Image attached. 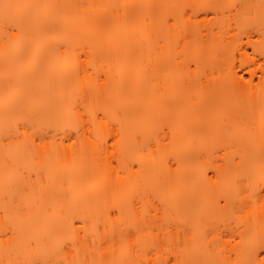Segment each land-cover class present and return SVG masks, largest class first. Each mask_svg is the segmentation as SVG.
<instances>
[{"label":"bare ground","instance_id":"obj_1","mask_svg":"<svg viewBox=\"0 0 264 264\" xmlns=\"http://www.w3.org/2000/svg\"><path fill=\"white\" fill-rule=\"evenodd\" d=\"M147 1L0 0V61L5 59L2 64L5 68L12 63L14 76L22 75L14 78V86V76L8 77L12 78L8 83L5 78V83L0 84V137L11 132L17 119L32 117L34 112L33 116L38 115L41 120L50 116L60 119L65 113L69 117L71 106L68 104L65 105L68 110L60 115L67 97L72 96L70 100L73 98L74 102L84 92L81 97L84 101L85 91L94 89L101 99L105 94L107 106L114 107L112 103L117 104L116 96L121 94L123 97L126 91L128 94L123 95H128V104L131 99L133 119L125 99V102L121 100L124 104H119L120 107H124V111L128 108L130 112L124 113V118L129 117L123 122L129 118L132 122L123 124L121 135H124L118 151L129 159L132 157L137 166L122 187V178L114 177L111 166L101 163L103 159L97 143H90L89 150L83 144L75 152L73 148L48 144L36 151L37 156L32 149L29 152L27 143H15L12 136L10 139L14 142L10 140L11 144L8 142L7 146L2 147L0 141V158L6 159L3 164L0 162V242L5 235V226L11 229L0 245V264H30L33 257L45 261L42 257L49 256V247L59 246L58 242L74 241L83 245L89 240L106 244L96 261L107 264H139L141 261L154 264L158 258L165 259L164 254H168L166 259L172 260L173 264H224L228 260H244L249 244L264 234V133H200L204 127L191 126L187 129L189 133H167L168 142L161 143L159 150H146V141H153L156 133H162V118L172 104L168 72L164 68L169 53L166 21L170 2ZM4 4L27 6L13 10L20 13L22 29L19 37L10 41L4 38ZM147 28L151 29L156 42V64L142 68L136 64V30ZM81 52L95 60L108 57L115 79L96 86L92 78L89 77L88 82L74 74V81H80L72 85L73 76H70L71 80L68 77L72 68L77 69L75 57ZM11 59L14 63L8 62ZM26 63L33 65L30 71H26ZM67 80L73 88H66ZM215 82L213 94L217 99L228 88L226 85L239 90L248 87L244 77L237 72L231 74L226 85ZM6 95L9 96L5 97L7 102L4 100ZM249 97L243 98L244 111L251 105ZM261 99L264 102V93ZM56 109L62 111L59 113ZM21 111L27 114L23 115ZM127 127L133 128L130 133ZM33 155L38 158L34 160ZM202 167L210 169L212 176ZM19 169L45 171L51 184L34 188V182L18 180ZM100 173H105V186L101 182L96 186L97 190L105 187L104 191L91 195L88 183ZM148 194L161 199L166 218L160 219L169 224L168 227L166 224L165 234L168 235L167 252L157 253L155 260L147 257L146 250L151 249L148 244L155 240V245L164 246L160 243L164 241L160 240L165 235L161 234L164 237L159 239L155 234L159 229L157 225L135 217L129 207V202L135 199L145 211ZM112 211L117 215L112 216ZM135 211L141 212V208ZM154 219L151 221L155 223ZM81 224H86V228L82 229ZM152 226L157 230L155 233L143 231L153 229ZM137 232L139 239L137 235L129 236V233ZM44 240H47L46 245ZM29 246L35 251H28ZM46 250L50 254L44 253ZM27 251L30 253H25Z\"/></svg>","mask_w":264,"mask_h":264},{"label":"rangeland","instance_id":"obj_2","mask_svg":"<svg viewBox=\"0 0 264 264\" xmlns=\"http://www.w3.org/2000/svg\"><path fill=\"white\" fill-rule=\"evenodd\" d=\"M150 1L152 0H148L147 2L149 3ZM169 2H170L169 3L170 9H169V16L167 17V21L171 20L172 22L171 23L166 22L167 24L166 28L168 29L169 53L164 68L168 72V76H167L169 80L168 85L170 87L169 97L172 99L171 100L172 104L169 107H167V115L162 118V125H163L162 133H156V137L153 141L152 140L146 141L145 143L146 148L148 144H152L155 147L156 145L155 142H157L158 140L161 141L162 143L168 142L167 133H180L182 131L185 132L187 131L189 133L187 129L191 126L204 127L205 129L200 133H264V102L261 99L262 94L264 93V42L261 41V35H262L261 29L262 27H264V0H169ZM139 30L140 31L136 30V40H137L136 64L142 66V68H148L153 63L156 64V61L154 59L156 52L155 50L156 42L153 41V35L150 28L149 29L147 28L145 30L144 29L143 30L139 29ZM0 45H1V41H0ZM99 59L97 60L93 59V61L95 60L93 73L87 77V79L89 77L92 78V81H94L93 84L94 85L96 84V86H97L96 83L97 77L100 75L104 77V80L100 81L99 83H103V82L105 83L110 79H111L110 81H113V79H115V76H113L112 64L109 61V58L105 57L104 59L103 58L102 59L99 58ZM3 60L5 61V59H2V61H0L1 62L0 84L2 82L5 83L4 80L5 78H7V83H8L9 79H12L8 77L11 76L13 77L14 76L13 72H15L14 71L15 69H13V66H11L12 63H10L13 62L14 59H11L12 61H8L10 63L11 68L9 65H7L9 67L6 66L7 68H5V66L2 65L4 62ZM27 66L25 67L27 68L26 71H30L33 68L32 64L29 65L28 67ZM71 72L72 73L71 75H69L68 78H70L71 80L70 76L74 77V78L72 77L71 80V83L73 85V83L75 82L74 80L76 79L75 76H77L76 75L77 69L74 67L71 69ZM234 72H237L238 75H242L244 77V81L248 83L247 84L248 87L246 89L243 90L233 89L229 87L230 84L226 85L225 82H229V78L231 77V74ZM30 74L32 75V73ZM20 75L21 74H19V76L18 75L16 76L21 78ZM16 76L13 77L12 80L13 83L10 82L12 83V85L13 84L15 85L14 78ZM18 77L16 78L18 79ZM80 77H84L83 74H81ZM70 80H67L68 83L66 85V88L71 84ZM89 80L91 79H88V82ZM215 81H218L219 83L218 85L220 84L224 85L225 83V85L228 86L229 88V89L225 88L224 91L220 93V97L218 99L215 98L213 94V87L214 86L216 87L217 85ZM214 82L216 84L213 86ZM81 83L84 84L85 82H81ZM13 86H10L11 90L12 89L14 90V88H12ZM69 87L67 89H71V87L73 88V86H69ZM224 87L225 86L221 87V89ZM17 88L15 87L16 90ZM219 89L220 88H218L217 90L220 91ZM75 90L73 91V93H75ZM79 90L81 92V89ZM90 90L94 91V93L92 94L91 91L89 90L88 93L87 91H85L86 92V96L84 99L85 102L81 100L83 99L81 97L85 95L84 92H82L84 95L83 94L81 95L79 92H76L79 93L81 96L79 97L78 95L77 98L75 97L76 94H74V97L77 98V100L74 98L75 99L74 105H70L71 102H72L71 104L74 103L73 98L71 99L72 101L70 100V98L72 97L70 96L69 98L67 97L68 101L65 100L66 98L64 99L65 104L63 103L62 106L63 111L61 110L62 113H60L61 111L60 112L57 111V109L56 111L59 112L60 115L64 114L65 113L64 110L66 111L68 110V108L67 109L65 108L66 107L65 105L68 104L67 106L68 107L71 106L72 109L73 108H77L79 110L87 109L88 111H91L94 115L97 113L102 114L107 117L110 123L107 122L102 123L99 125V127L111 128V126L115 124L116 132H120L122 134L123 132L122 129H124L122 128L124 126L123 124L129 120H131L132 122L133 119L131 105H130L131 99L128 100L130 102L128 104L126 99L128 95L127 97L126 95H123L124 93L125 94L128 93L125 91L122 94L123 97L120 96L121 94L117 93L118 94L116 96L117 98L115 97L116 98L115 103L117 104L112 103L114 107H111L105 104L106 103L105 102L106 96H104L105 94H103L102 96L104 102L103 103L101 102L102 100L100 98L101 95L98 96L100 93L96 95L95 94L96 91L94 89H90ZM90 95L92 96V98ZM93 95L96 98H93ZM244 96H250L249 98L252 99L251 105L249 103L250 107L245 111H244L245 103L243 102ZM5 97L8 98L9 96L6 95L4 96V98ZM52 97L56 99L55 96ZM178 97L181 98V100L180 101L177 100L178 101L177 102L175 100L178 99ZM86 99L89 100H87L86 102ZM123 99H125L127 103L125 104L129 108V111L131 110V113L128 112V108H125L124 111V107H120L119 104L121 105L124 104L121 102V100L123 101ZM4 100H6L7 102L6 98ZM97 102H99V104ZM32 111L33 110L29 112L33 113ZM25 112L26 111L22 113L21 111L23 115L27 114ZM125 112L126 114L127 112L130 113L132 115L131 116L132 119L129 118V120L127 119V121L125 120L126 122H123L124 119L129 117V116H125L124 118ZM34 113L32 114V117H29L27 119H24L23 117V119L19 121L17 119V123L14 122L15 124L12 125V127L10 128L11 132L4 133V136L3 137L1 136L2 138L0 137L1 144H3L2 147H4V144L7 146V143L10 140L12 141V138L10 139V136L13 137V140H16L15 143L18 142L20 144V141L21 143L22 141L25 144L27 143V146L28 145L30 146L29 148L30 150L25 144L24 145L27 147L29 152L32 149V151L37 156H38L37 150L41 149L42 147L48 144L51 145L55 144L57 146L61 145L63 148H73V152H75L79 150L83 144H85L84 148L89 150L90 143L92 144L97 143L98 145L96 146H98L101 153L100 157L103 159V161L101 159L102 161L101 163L106 164L110 167V160L112 157V151H111L112 136L116 135V132H112L111 134H105L103 139L104 141L107 142L102 143L93 139V136L96 135L95 131L89 132L87 128H84L83 131L80 133V135H76L74 129L68 128L67 126L70 123L74 122L72 119V113H70L69 117H66L65 116L66 113H65L64 115L60 116L61 117L60 119L59 118L57 119L56 117L55 119H53V117L50 116V118H47L45 120H41L40 118H38L37 114H36L37 116H33L35 115ZM17 115L19 116L20 114ZM121 122L123 123L121 124ZM85 123H90V121H85ZM127 128H128L127 131H129L128 133H130V131H132L133 129L129 127ZM165 128L167 129L166 133L163 131ZM17 129L19 130L17 131ZM3 130H5V128ZM123 135H121V139ZM69 136H71L72 140L76 141L75 145L71 144V141L69 140ZM9 144H11V142H9ZM2 147L0 146V148ZM36 155L35 156L33 155L34 160L38 158ZM126 156L120 154L121 159H123L125 163L119 169L120 171L119 175H116L117 169L115 167L113 166L110 167L112 168L111 172H113L114 177L122 178L123 181L122 187H124V185L126 184V179L128 175L131 174L132 170L136 169L137 167L136 164L131 160L132 157L129 159ZM0 159H1L0 162L4 160L6 162V159H4V157H1ZM3 163L4 162H2V164ZM35 164L36 163L34 162V165ZM35 168L37 167L35 166ZM202 169L204 171L205 170L208 171V174L212 176V172L210 171V169H208L207 167H202ZM46 175L47 173L45 171H37V169H35L33 172L27 171L25 169H19L18 180L32 182V183L34 182L33 187L39 188L42 185L49 186L51 184V181L48 179ZM105 177H106L105 173H100V176L98 178H96L95 180L93 179L90 180L91 183H88V186L90 187L91 195L101 194L104 191L105 187L103 186H105L104 185V182L106 180ZM99 182H101L103 186L101 187L100 190H97L96 183ZM108 185L109 183H107V186ZM148 195H147L148 198L146 197L147 201H145L146 207L144 212L147 213L150 208L152 215H149L147 220L150 222L149 224H151L152 222L154 223V221L151 220L155 218L154 220L156 224L152 223L151 225L154 226L157 225L159 229L157 231L155 227L153 228L152 226L151 228L157 231L156 233L154 231V233L157 234L160 239V236L161 237L163 236L161 234L164 235L167 234L166 228L168 227L169 224L166 222L167 220L160 219V217L166 218L164 217L165 211L163 212L164 207L161 199L154 195H150V194ZM139 205L142 206L141 203H139ZM156 213L159 214L157 219H156L157 217ZM157 222L159 223V226ZM162 229L165 231H163ZM167 237L168 235H165L164 237L165 239L163 238V240H160L164 242H160V243L162 244L164 243L163 245L164 246L167 245L168 248ZM5 238L6 236L4 235L2 237L3 239L2 241H4ZM2 241L0 242V245ZM96 241L94 242L93 240L92 241L89 240L86 241L85 244L83 245L75 244L76 242L74 243V241H72V243L68 241H65L64 243L58 242V244L60 243L59 246L57 245L54 248H50L48 246L51 254L47 250L46 252H44L45 251V246H44L43 247L44 251L42 252L47 254L49 253L50 255L45 257L41 256V257L42 260L53 261V264H66V262H70V258L73 260L76 259V260L87 261L92 264V261L94 260L96 261L98 257L97 255L98 254L100 255V253L103 250H105L104 246L106 245L105 243L99 242V240L97 242ZM44 242L46 245L47 240H44L43 243ZM50 243L52 242H49L48 244ZM148 243L149 242H147V244ZM29 244L31 245L32 243ZM65 244H68V247L66 249H65ZM155 244L156 243H154V245L152 243L151 244L149 243L148 245H151V249L147 245L149 248L146 250V253L151 251L152 254L150 255V257L154 260L157 253L163 252L164 254L167 252L166 251L167 248L165 249L164 246H160L159 249ZM31 246H29V248L27 247L26 248L28 249V251L32 253L33 250L31 251V249L33 248H31ZM28 251L25 253H30ZM167 255L164 254L163 258L166 259ZM147 257H149V255ZM34 258L36 259L34 260ZM37 260L41 261L37 259V257H33L32 259V261H37ZM151 263L152 261L151 262L149 261V263L147 262L146 264H151Z\"/></svg>","mask_w":264,"mask_h":264},{"label":"snow or ice","instance_id":"obj_3","mask_svg":"<svg viewBox=\"0 0 264 264\" xmlns=\"http://www.w3.org/2000/svg\"><path fill=\"white\" fill-rule=\"evenodd\" d=\"M24 7H27L25 5H19V4H4L3 9V21H4V38L6 40H12L13 37H19L20 31L22 29V23L20 19V13L13 11L16 9H22ZM167 23H171L172 21H166ZM262 35H261V41L264 42V27L261 29ZM76 60V66H77V76H80L83 74V76L87 79V77L93 73L94 68V61L92 57L87 55L86 52H81L79 56L75 57ZM104 80V77L102 75L97 77L96 83L99 84L100 81ZM72 113V119L73 123H70L67 127L74 129V132L76 135H80V133L83 131L84 128H87L89 132H96V135L93 136V139L97 140L98 142L106 143L107 141H104L103 137L105 134H111L112 132H116V125L113 124L111 128H101L99 127L102 123H110L108 121L107 117L102 114H93L91 111L85 110H79L77 108H73L70 110ZM85 121H90V123H85ZM19 129H17L18 131ZM165 133L167 132V129L165 128L163 130ZM69 140L71 141L72 145L76 144L75 140L71 139V136H69ZM161 141H157L155 147L152 144H148L146 150L152 149V150H159L161 146ZM122 144L121 139V133L116 132V135L112 136V157L110 160V166H113L117 169L116 175L120 174L119 169L124 165V160L121 159L120 153L118 152V146ZM243 183V181H241ZM129 207L133 211V214L135 217L139 218L140 220L146 221L148 218V215H151V210L147 213H144V209L139 205L135 199L131 200L129 202ZM158 207V206H157ZM141 208V212H136L135 209ZM144 213V214H142ZM121 215H123V212L121 210ZM116 212H112V216H116ZM158 217V213H156ZM81 228H86V224H81ZM138 232L140 231L139 225H137ZM11 231L10 226H5V236L8 237L9 232ZM143 231H149L154 232L155 229H143ZM137 233H129V236L131 235H137V238L139 239V235ZM74 235H79V233H75ZM10 238V237H9ZM152 243H155V240L152 241ZM68 247V244H65V249ZM160 247L157 245V248ZM167 248V245L164 246ZM151 251L147 253V255H151ZM31 264H53V261L51 260H45V261H32ZM66 264H88L87 261H81V260H72L70 262H66ZM92 264H107L106 261H92ZM139 264H144L143 261L139 262ZM154 264H173L172 260L170 259H160L158 258ZM179 264V262H178ZM224 264H264V234H261V236L258 239L253 240L247 249V255L244 260H236V261H225Z\"/></svg>","mask_w":264,"mask_h":264}]
</instances>
